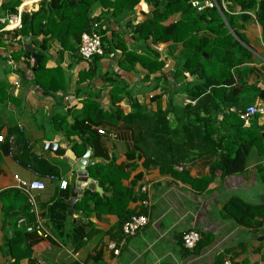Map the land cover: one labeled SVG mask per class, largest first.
Masks as SVG:
<instances>
[{
    "label": "crops",
    "instance_id": "obj_1",
    "mask_svg": "<svg viewBox=\"0 0 264 264\" xmlns=\"http://www.w3.org/2000/svg\"><path fill=\"white\" fill-rule=\"evenodd\" d=\"M3 1L0 0V4ZM38 1L28 0L27 4L31 8H27L36 10ZM100 12L101 8H96L93 15ZM147 12L148 6L141 0L136 6L135 14L131 16L133 23L145 19ZM261 30V26L252 18L245 21L240 28L247 41V47L253 53V60L248 65L254 71L247 77L246 83L257 82L262 90L264 43ZM3 31L6 30L0 31L2 38L5 35ZM17 39L14 38V44ZM4 42L6 44L8 40ZM22 43L24 47L25 44H30L28 38H23ZM167 44L165 43L166 48ZM131 45L132 41L128 40V46ZM27 47L35 50L33 46ZM3 48L0 47V52ZM58 49L59 44L56 41L49 42L47 67L59 64L65 78V87L53 96L44 95L38 86L27 81L32 78V73L27 72V80L20 78L17 69L19 66L23 69L24 67L13 62L7 52L3 56L6 58L0 59V82L4 81L6 87H2V90L7 96L5 102H0V133L5 135V142L9 136H13L10 152L7 153L0 144V192L15 188V176L31 181L35 178L34 172H37L46 185L44 190L34 192L39 217L45 224L53 226V205L62 203L64 206V228L54 231L58 241L62 242L64 239L66 243H62L73 249L68 234L74 226L84 221L90 222L85 228L87 231L96 230L75 250L79 259L87 264H220L227 258L236 264H264V156H259L253 148L241 173L221 178L220 171L216 170L211 175L210 167L217 159V155L212 152L213 145L207 142L202 146L204 137L201 129L197 128L196 123L183 127L182 123L186 119L180 118L183 107L187 104L194 106L196 103L187 102L193 99L185 90L196 83V77L187 72L175 77L174 59H171L168 69L162 67L161 71L155 74H147L138 64L132 70L125 71L119 68L116 60L103 58L100 73L78 84V73L88 68L87 63L78 56H71L70 52L59 53ZM177 53L174 52L173 55ZM32 62L30 59L29 63ZM115 72L125 80L127 91L143 105V110L149 118L135 123L117 120L118 116L105 120L101 128L117 133L115 140L100 135L107 157L102 155L101 150L98 152L100 154L95 155L91 147L86 149L90 151L88 161L94 164H107L114 160L116 164L125 167L127 177L123 185L132 188L139 197L129 203V210L142 209L140 201L147 195L150 197L152 205L146 212L148 223L133 236L123 235L115 215L101 214L97 217L96 213L92 212L88 218H84L75 208L76 213H69L67 202L77 181L73 163L66 155L57 156L42 149L44 143L55 142L59 147L73 152L71 142L64 137V128L55 131L51 117L67 111V124L85 119L82 99L86 95L96 93L99 95L96 99L100 101L101 107L110 111L111 86L103 80L102 74ZM164 74L168 76L169 81H165ZM224 88L229 86L224 85ZM258 94L253 105L264 107V99ZM116 105L120 108L121 116L132 112L131 99L128 96L123 97ZM158 110L164 116L160 114L155 119L153 116ZM258 115L256 122L261 125L264 113ZM216 117L220 121L223 115L219 113ZM252 118L244 121L243 126L248 127L253 121ZM196 120L193 119L194 122ZM164 122L170 128L165 127ZM71 139L78 140L76 136ZM133 141L140 144V147L134 145ZM219 152L220 149H217V153ZM74 155L77 160L84 154ZM175 160H179L180 164L175 163L170 169L168 165ZM174 170L177 173L186 171L192 179L210 176L211 181L206 189L200 190L186 181L185 175H182L183 179L174 176L171 173ZM47 174L54 175L55 179L44 178ZM60 179L68 182V187L64 190L59 187ZM202 184L201 182L200 186ZM103 191L101 188L100 194ZM64 192L67 193L66 197H62ZM231 198L261 206L263 213L254 216V225L242 226L235 218L225 213L226 203ZM7 203H11L10 198ZM11 204L12 213L15 215L7 218L0 201V264H8V256L3 248L5 236L10 235L14 228L24 226V223H19L20 219H25L23 215L18 217L21 213L20 202L16 200ZM33 220L35 217H31L30 222ZM190 230L198 231L200 240L192 250H187L182 247L181 237ZM59 233L62 238L57 236ZM47 245L44 240L33 245L31 256L23 258L20 264H75L64 250L55 246L47 249ZM110 245L114 248L109 247ZM113 249L118 253L115 254Z\"/></svg>",
    "mask_w": 264,
    "mask_h": 264
},
{
    "label": "trees",
    "instance_id": "obj_2",
    "mask_svg": "<svg viewBox=\"0 0 264 264\" xmlns=\"http://www.w3.org/2000/svg\"><path fill=\"white\" fill-rule=\"evenodd\" d=\"M21 1L26 0H4L0 4V18L6 14L16 13ZM140 1L39 0L38 8L32 11H28L25 4L22 6L21 28L3 31L4 38L0 37V47H4L0 52V59H3L7 52L13 62L24 67L23 69L19 66L17 69L20 78L27 80V72L32 73V78L30 80L28 78L27 81L38 86L44 95L53 96L65 87V78L59 64L47 67L49 42L56 41L59 44V53L67 51L71 56H78L81 59L78 54L81 34L95 31L101 36L103 53L93 56L87 63L88 68L79 71L76 80L78 84L100 73L103 58L116 60L119 68L125 71L132 70L138 64L147 71V74H155L161 71L163 61L159 60V53L154 46L158 43H168L167 55L176 63L174 76L187 72L197 80L193 86L185 89L196 103L194 106L187 104L182 108L180 118L186 119L182 123L183 127H190L196 123L197 128L203 132L202 146L207 142L213 145L212 152L217 155V159L210 167L211 175L216 170L220 171L221 178L241 173L253 148L259 156H264V120L259 125L256 122L259 115H254L251 124L244 127L245 120L241 118L245 108L253 104L261 88L257 82L246 83L247 77L254 71L248 65L253 60V53L247 47L243 33L240 32L241 25L251 18L246 13L250 11L254 14V20L261 26L264 43V0H214L212 6L201 10L191 5L193 0H143L148 6L146 18L133 23L131 16L135 14ZM96 8H101V12L93 15ZM14 38H18L16 44L13 42ZM23 38H28L29 45L35 47V50L30 51L24 47ZM5 40H8L6 44ZM128 40L132 41L131 47L128 46ZM174 52H178L177 55L174 56ZM30 59L33 60L31 64ZM163 77L165 81H169L166 74ZM102 78L111 86L109 96L113 110L103 109L100 101L96 99L99 97L96 93L86 95L82 99L85 119L67 124V111L51 117L52 128L55 131L64 128V137L71 142V148L77 156H82L85 149L91 147L95 155L100 154L98 152L101 150L102 155L107 157L103 141L97 131L105 120L118 116L117 120L135 123L149 118L143 110V105L127 91L125 80L116 72L102 74ZM4 85V81H1L0 102H5L7 98L2 90V87H6ZM224 85L229 88H224ZM125 96L131 99L132 112L121 116L116 103ZM219 113L223 115L220 121L216 119ZM160 114L164 116L158 110L153 118L156 119ZM194 118L197 119L196 122L193 121ZM208 119L212 121L209 122ZM164 125L170 128L165 122ZM72 136H76L78 140L71 139ZM7 141L0 144L8 153L12 149V144ZM135 144L140 147V144L134 142ZM217 149H220L219 153ZM175 163L180 164V161L175 160L169 164L170 169ZM145 165L147 166L148 162ZM86 170L88 176L104 191L100 194L95 190L84 189L74 208L79 210L84 218H88L92 212H95L97 217L101 214L115 215L121 228L123 222L136 212L129 210V203L139 199L132 188L123 185L127 177L125 167L112 160L107 164L95 163ZM171 173L179 179H183L182 175H185V180L200 190L206 189L211 181L210 176L192 179L186 171L177 173L174 170ZM201 182L203 184L200 186ZM66 194L64 192L62 197H66ZM8 198L11 203L24 199L20 204L21 213L18 217L25 216L26 224L14 228L10 235H6L3 247L8 256V264H20L23 258L31 256L33 245L42 240L46 243L50 241L38 236L35 231L26 230V225L34 222V220L30 222L34 215L30 212L26 196L16 188L0 192L5 216L10 218L13 212V205L7 203ZM53 208L55 210L51 214L53 220L51 228L53 231L61 230L64 228V206L62 203H56ZM224 211L235 218L238 224L247 227L255 224L254 216L263 213L261 206L236 198L228 200ZM139 212L146 214L148 211L140 209ZM88 225L90 222L84 221L74 226L68 234L73 250L80 248L85 238L96 232L94 229L87 231L85 228ZM57 236L62 238L60 233ZM62 242L66 243L64 239ZM75 264H78L77 261Z\"/></svg>",
    "mask_w": 264,
    "mask_h": 264
},
{
    "label": "built area",
    "instance_id": "obj_3",
    "mask_svg": "<svg viewBox=\"0 0 264 264\" xmlns=\"http://www.w3.org/2000/svg\"><path fill=\"white\" fill-rule=\"evenodd\" d=\"M21 4L17 7L16 13H10L2 16L0 18V23L2 25V30L10 31L14 29L21 28V15H22V5ZM214 3V0H193L191 1V5L196 7L197 10H201L204 7H210ZM247 14L251 16L254 20V14L250 11H246ZM96 25H94L95 28ZM154 49L159 53V60L163 61V67L168 69L171 63V59L167 55V48L165 43H158L154 46ZM103 53V47L101 44V36L97 34L95 31L83 32L80 36V42L78 46V54L81 59L85 63H89L91 58L95 55H101ZM188 103H194L195 100H187ZM264 107H259L257 105H249L245 108L241 118L247 121L249 118H252L254 115L263 114ZM98 133L103 136H107L111 140H115L117 138V133L115 131H106L104 128H98ZM13 140V136H9L8 142L11 143ZM5 141V135L0 133V142ZM35 178L31 181H25L20 179L18 176H15V188L18 189L21 193L26 196L27 202L30 207V212L34 215L35 220L32 224L26 225L27 231H35L38 236H41L44 239H49V243L47 245V249H51L53 246L58 247L64 250L70 259L73 261H77L78 264H87L84 261H81L78 257V253L66 247L62 242L58 241L56 238L54 231L52 230L51 226L44 223V221L39 217L37 203L35 198V191H41L46 188L45 182L37 172H34ZM44 178L48 180L55 179V176L52 174H47ZM59 187L61 189H66L68 187L67 180L60 179ZM152 205L150 197L147 195L144 199L140 201V207L145 211H149ZM19 223L26 224L25 219H20ZM148 223V216L147 213L139 212L137 210L134 214H132L127 220H125L122 224L121 231L125 236H133L143 227H145ZM182 247L187 250H192L200 240V234L196 230H190L182 234ZM109 247L114 248L113 245ZM115 254L118 253L116 249H113ZM220 264H236L231 259H224Z\"/></svg>",
    "mask_w": 264,
    "mask_h": 264
},
{
    "label": "water",
    "instance_id": "obj_4",
    "mask_svg": "<svg viewBox=\"0 0 264 264\" xmlns=\"http://www.w3.org/2000/svg\"><path fill=\"white\" fill-rule=\"evenodd\" d=\"M27 46L29 45L25 44L26 48H28ZM29 50L32 51L31 48H29ZM258 96L264 99V89L259 92ZM42 149L52 152L57 156L66 155L69 158V161L73 163V170L76 172L77 181L75 182V185L71 191V197L67 202L69 213H76V210H74V205L78 201V197L83 195V189L95 190L101 193V187L98 184L94 183L87 174L86 167L94 164L93 162L88 161V157L90 154L89 149H86L84 155L77 160H75L76 157L70 149L61 148L55 142L44 143ZM11 215L14 216L15 213H11Z\"/></svg>",
    "mask_w": 264,
    "mask_h": 264
},
{
    "label": "rangeland",
    "instance_id": "obj_5",
    "mask_svg": "<svg viewBox=\"0 0 264 264\" xmlns=\"http://www.w3.org/2000/svg\"><path fill=\"white\" fill-rule=\"evenodd\" d=\"M224 4H225V3H224ZM27 5H28V4H27ZM137 6H138V5H137ZM28 11H32V10H29V9H28ZM19 202H20V204H22V203L24 202V199H22V198L19 199ZM13 218H15V217H13Z\"/></svg>",
    "mask_w": 264,
    "mask_h": 264
},
{
    "label": "bare ground",
    "instance_id": "obj_6",
    "mask_svg": "<svg viewBox=\"0 0 264 264\" xmlns=\"http://www.w3.org/2000/svg\"><path fill=\"white\" fill-rule=\"evenodd\" d=\"M27 1H28V0H26V1H24V2L22 3L21 8H22L23 5H25V4L27 5ZM27 6H28V5H27ZM28 7H29V6H28ZM30 8H31V7H30Z\"/></svg>",
    "mask_w": 264,
    "mask_h": 264
}]
</instances>
